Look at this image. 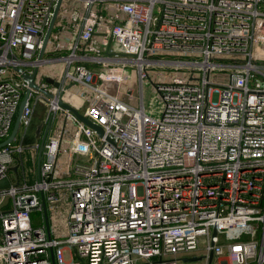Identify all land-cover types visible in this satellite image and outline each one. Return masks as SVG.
<instances>
[{
	"label": "built area",
	"instance_id": "1",
	"mask_svg": "<svg viewBox=\"0 0 264 264\" xmlns=\"http://www.w3.org/2000/svg\"><path fill=\"white\" fill-rule=\"evenodd\" d=\"M57 1L0 0V142L29 91L0 147V264H68L66 248L82 264H264V0H61L38 60ZM51 63L57 86L37 72V89L12 68ZM154 67L171 71L154 77L158 117L142 100ZM76 83L99 95L82 111ZM37 103L38 167L39 142L23 143ZM62 189L57 238L31 214Z\"/></svg>",
	"mask_w": 264,
	"mask_h": 264
},
{
	"label": "rangeland",
	"instance_id": "2",
	"mask_svg": "<svg viewBox=\"0 0 264 264\" xmlns=\"http://www.w3.org/2000/svg\"><path fill=\"white\" fill-rule=\"evenodd\" d=\"M82 6H84V5H82ZM50 46H51V43L49 42L46 50H49ZM63 70H64V65L62 63H51V64L43 65L38 69L39 77L37 78V81L40 83V75H53V76H55L56 74L63 73ZM127 71H129V70H127ZM158 71H161L162 74L166 78L171 76V71L163 70V69L154 67V68H151L147 71L148 75H149V79L146 78L143 81L142 100H143L144 108H145L146 113H148L154 117L159 116V110L161 109V106H162L161 98L159 97V95L155 89V86H154V83H155L154 77L156 76V73ZM211 77H212V79H214L218 82H225L226 81V77H224V76L220 77L216 72H213L211 74ZM127 85H134V82H132L130 80L129 82H127ZM76 87L80 91L82 90L81 86L78 84H73L71 86H68V90L71 93H75V91L77 90ZM123 87H124V85H123ZM81 95L88 98L91 101H94L99 97V95L97 93H95L94 91H92L90 89H86L84 91H81ZM79 110L82 111V108H80ZM44 112H45L44 105L42 103H37L35 105L33 116L31 119V124L29 125V127L27 128L26 133H25V137H24V141H23L24 145H30L34 141L36 128L38 127ZM4 183H5V180L0 182V184H4ZM186 264H196V263H186Z\"/></svg>",
	"mask_w": 264,
	"mask_h": 264
},
{
	"label": "crops",
	"instance_id": "3",
	"mask_svg": "<svg viewBox=\"0 0 264 264\" xmlns=\"http://www.w3.org/2000/svg\"><path fill=\"white\" fill-rule=\"evenodd\" d=\"M86 65H87V67H89L92 70L98 69V66L94 63H88ZM58 75H56L55 79H50L53 83L47 82V84L50 86H55L54 83H57L59 81V78H60V77H58ZM96 82H97V79H96ZM71 85H73V84H71ZM71 85H69V86H71ZM81 88H82L81 91L86 90V88H84L83 86H81ZM76 89H77L75 91L76 94L71 93L69 95V97L67 96V100L69 101L68 102L69 104L73 105L74 107H76L78 109V111H80L79 109L80 108L84 109L91 102V100L82 96L81 91L77 87H76ZM44 115H45V112L41 118L39 125H38V127L40 126L41 129L38 130V127L36 128L34 141L37 140L39 142V139L41 137V134H42V131L44 128V125L42 124ZM62 158L64 159L65 156H63ZM41 196L42 195H40V199H41ZM43 199H44V197H43ZM70 202H71V200H70L69 192L65 191L64 189L60 190L59 191V199H58L57 203L54 204L53 208L47 209V207H46L47 223L45 221V217H44L43 211L41 209V211H39V212L34 211L31 214L33 225L34 226H43L46 229V231L52 230V232H53L52 235L54 237H57V238L65 237L68 233L67 213L70 209ZM45 206H46V204H45ZM64 254H65V260L68 264H82L77 259L76 254L74 253V251L71 248H66L64 250ZM51 259H52V263L54 264V258L52 256H51Z\"/></svg>",
	"mask_w": 264,
	"mask_h": 264
},
{
	"label": "water",
	"instance_id": "4",
	"mask_svg": "<svg viewBox=\"0 0 264 264\" xmlns=\"http://www.w3.org/2000/svg\"><path fill=\"white\" fill-rule=\"evenodd\" d=\"M60 2L61 0H58L57 3H56V6L54 8V11H53V15H52V18H51V21H50V24L45 32V35L43 37V42H42V47L38 53V57L37 59L38 60H41L42 59V56H43V53H44V50L46 48V45H47V42H48V38H49V35L51 33V30L53 28V24H54V21H55V18L57 16V12H58V9H59V5H60ZM8 58H13L11 57L10 55L7 56ZM14 71H16L17 73H19L28 83V87L29 89L30 88H33V89H37L38 86L36 85L35 83V76L38 72V66L34 67L33 70H32V73L31 74H27L22 68L20 67H16V66H13L12 67ZM46 82H51L53 83L50 79H46ZM55 86H57V83H54ZM28 90H26L25 94H24V97L19 105V108H18V113H17V117L15 119V122L13 124V127L11 129V132L9 134V136L4 140V141H1L0 142V147L2 146H5L7 144H9L11 141H13V139L15 138V135L17 133V130H18V127H19V116H20V112H21V109H22V106L26 100V97L28 95ZM45 94H47L46 92H44ZM58 104L71 111L82 123H84L86 126L90 127L91 129H93L99 136L102 135V129L91 123L86 117H84L81 113H79L74 107L66 104V103H63L61 100L58 101ZM50 124H51V121L50 119L46 121L45 125H44V128H43V131H42V134H41V137H40V140H39V144H38V150H37V167L39 166V163H40V158H41V153H42V148H43V144H44V141L46 139V136H47V133L49 131V127H50ZM40 126L38 127V130H40ZM41 205H42V211H43V214H44V217H45V221L47 223V217H46V207H45V202H44V199L43 197L41 196ZM215 234V233H213ZM212 256L210 255L209 256V261L211 260ZM182 262H195L197 260H199V258H182L181 259Z\"/></svg>",
	"mask_w": 264,
	"mask_h": 264
}]
</instances>
